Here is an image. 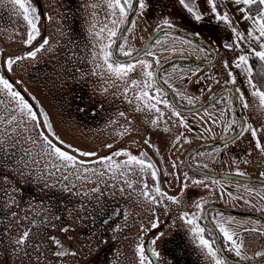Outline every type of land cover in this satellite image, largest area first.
Returning a JSON list of instances; mask_svg holds the SVG:
<instances>
[{"label": "rangeland", "instance_id": "1", "mask_svg": "<svg viewBox=\"0 0 264 264\" xmlns=\"http://www.w3.org/2000/svg\"><path fill=\"white\" fill-rule=\"evenodd\" d=\"M97 1L99 3L97 9L91 10ZM22 2L26 7L37 9L35 0H22ZM41 2L44 14L42 17V11L37 12L39 21L36 27L39 35L33 41L45 31V37L49 42L36 53L37 59L31 62L30 66L33 64L35 68L28 69L32 58L26 56L17 59V52H8V49L26 44L30 27L24 19L19 4L14 0H0V54L4 50L7 51V57L8 54H13L12 57L6 58V67L20 85L32 89L31 95L36 98L30 106L32 112L34 113L36 107L41 112L35 120L29 118L31 116L27 110L22 112L18 102L9 95L3 85H0V116L5 117V120L11 116L16 117L10 125L0 123V139L5 141L0 144V150L9 151L10 156L17 158L12 166L13 173L33 189L34 196L25 199L26 209L31 211L22 226L25 232H29L26 229H32L30 233L33 234L27 237L24 249L27 248V242H33L36 251L34 257L31 256L34 249L23 250V253L15 256L13 250L8 248L7 262L3 263L0 244V264H11L15 259H19L16 264H85L109 245H112L113 249L107 258L98 264H141L139 252L141 248L145 257L144 264H153L145 252V240L151 230L152 232L157 230L151 239V248L153 252L158 253L156 256L160 264H166L165 252L160 242L163 240L168 242L174 238L183 240L199 258L201 264H214L206 250L199 246L198 237L191 231L192 225L186 223L181 215L171 212L172 206L167 196L155 191L156 181L152 176L155 165L153 168H145L141 171L140 166L136 164L130 167L125 165L127 156L113 155L117 151H126L137 157H140L141 153H146L144 157L150 158L152 153L149 150H134L135 145H130L136 142V138L146 140L155 131H161L163 128L161 124L164 125V121L156 120L152 115L149 117L139 113L134 115L133 108L129 105L132 102L130 90L134 87L131 81L135 80L142 84L145 79V76L140 74V70L144 69L138 61L143 60L152 65L148 57H141L132 62L137 64L135 71L123 79L110 73L104 61L102 49L107 45L106 50L110 53L112 47L110 30H114L117 34L123 27L127 15L121 17L118 8L109 7L108 0H41ZM214 2L217 5V13L227 14V22L217 19L216 14L211 11L212 5L207 0H190L194 12L201 15L199 21L179 3V0H144L145 7L140 8L141 11L144 12V8H147L151 12L148 18L140 15L134 18L123 46L138 48L143 44L142 38L149 31L148 28L160 24L189 32L210 44L218 53L217 61L203 68L201 78L196 77L192 83H189L185 87V92L195 98L203 99L220 87L234 91L244 124L241 138L232 144L234 145L232 150L240 154L239 165L235 167L238 172L235 173L241 174L244 178L264 180L262 175L264 174V108L260 106L259 98L252 95L253 89L248 83L250 77L246 68L250 66L249 60L248 65L237 66L239 56L244 55L249 58L254 52L264 51L260 47L264 43V37L259 40L254 39L253 37L259 36L258 31H253L252 37L249 36V30L257 26L252 20L245 19L250 13L247 11L248 6L243 2L239 4L235 3V0H214ZM186 3H189V0H186ZM240 9L246 11L242 12ZM256 14L250 15L255 17ZM89 16L92 20L90 25L86 22ZM113 20L117 23L113 24ZM139 23L144 29L138 27ZM236 33L240 34L239 38ZM165 35L169 38V45L178 39L171 34L165 33ZM183 44L181 47L186 48L189 55L200 56L202 49L198 46L187 40H184ZM9 59L15 61L10 70L7 63ZM108 63H114L111 57ZM78 64L83 68L82 74H78ZM25 68L28 71L24 73ZM0 76L3 77L1 72ZM232 80L235 82L232 83ZM43 85L46 94L42 89ZM84 85L90 87L89 96L112 99L107 102H111L112 106L118 109L119 116L115 119L105 118L104 125L100 121L101 117L98 116H75L71 98L73 95L76 96V92L82 93ZM54 86H57V91L53 90ZM93 86L94 92L91 91ZM137 102L134 107L136 111H138ZM148 102L151 103L152 100L151 102L147 99L142 100L143 104ZM244 103L248 106L244 107ZM225 111L218 109L210 112L221 118ZM205 113L208 112L195 115L203 117ZM35 121L36 124L40 122L41 129L38 125L35 129ZM48 124L54 129L53 138H56L52 143L62 151H66L65 147L69 149L68 151H72L74 162H64L54 155H49V146L42 139L34 137L37 130H40L42 135L43 130L48 129L46 126ZM252 129L256 130L255 138L251 135ZM5 130L10 133V137L3 136ZM257 139L260 148L255 146ZM69 145L71 147H68ZM83 152L95 153V155L84 156L81 155ZM5 155L0 151V168L6 161ZM108 156L112 157L111 161L101 159ZM224 162H227L225 165L227 167L224 168L231 169L232 165L230 167L228 164H231L232 160L226 156ZM229 185L237 190L236 196L238 192L247 195L260 194V190L252 185L238 187L235 182ZM7 187L4 191L13 194L14 197L19 195L18 197L25 198L24 192L15 189L12 183ZM212 188L211 195L215 192V196L219 198L223 195L235 196L234 192H230L228 188L218 183L213 184ZM145 192L148 193L147 197ZM228 199L226 196L225 200ZM17 204L19 206V202ZM113 205L120 207V215L108 224L101 223L106 215V212L102 213L103 210ZM11 208L16 209L14 204ZM238 222L248 227L243 233L230 230L234 237H238L237 244L242 242V256L252 257L257 256L258 252H264V223L247 218ZM153 223L158 227L153 228ZM64 224L81 228L84 233L79 237L74 236L70 241L76 256L60 261L54 259L52 252L51 256L54 258H51L48 249L51 236ZM160 233L163 235L160 236ZM21 235V231L16 233L8 231L3 237L4 241L14 246L16 244L14 241L19 240ZM157 236H160L158 240ZM153 240H156V243H153Z\"/></svg>", "mask_w": 264, "mask_h": 264}, {"label": "flooded vegetation", "instance_id": "2", "mask_svg": "<svg viewBox=\"0 0 264 264\" xmlns=\"http://www.w3.org/2000/svg\"><path fill=\"white\" fill-rule=\"evenodd\" d=\"M131 2L134 3L135 0H131ZM36 4L37 10L40 12L41 9L37 2ZM131 10L132 9H127L128 14ZM146 10L148 9L144 8V12H142L140 7L136 6V10L128 24L127 30L119 41L115 51L116 57L113 56V46L121 30L119 29V32L115 36H112L110 57L113 62L133 57L140 52L144 44L150 40L148 47L144 50L142 55L135 60L141 57H148L152 65L154 64L153 69H151L152 65L147 69L153 73L150 81L149 78L144 75L145 69L140 70V74L145 76L143 81L151 83L152 86L150 88H145L143 87L144 82H142V84L140 83V87L134 86L130 90V99L132 102L129 105L133 108L134 115L138 113L146 117L152 115L156 120L159 119L164 121V125L161 124L163 127L161 131H155L152 136L147 137L146 140L148 144H145V140L141 138H134L136 142L132 143L130 146L135 145L134 148L136 149L134 150H149V152L152 153L150 158L142 157V159H144L146 163L155 165L156 187L158 186L160 191H162L167 198H176L175 202L168 199L172 206L170 211L181 216H183L184 213H188V218H194V222L198 223V225L205 230L204 236L206 239L215 242L214 247L219 250L218 255L225 257L227 259V264H264V260L258 261L264 257L246 256V258H241L237 257L233 251H229L233 245L231 242L226 241L223 233L219 230L220 226H223L230 233L231 231L243 233L248 230L246 224L238 222V220H243V218L264 223V220L259 218V216H264V184L244 182L240 179L245 178L242 177L241 174L235 173L238 172L235 167L239 165L240 154L234 149L232 150L234 147L232 144L241 138L244 124L241 125L240 118L235 110V98L231 93V91L233 93L234 91L227 87H220L211 94L204 96L203 99L195 98V96L185 92V87L189 83H192L196 77L201 78L203 68L211 66L209 64H200V62L204 63L210 61L212 53L207 48L199 45V43L178 33L159 31L162 27L169 26L161 24L160 26L152 25L148 28L149 31L144 35L145 37L143 36V44L141 46L138 48L124 47V39L132 26L134 18L138 15L148 18L149 12L151 11L148 10L147 12ZM138 27L144 29L141 23L138 24ZM165 33L177 36L178 39L172 41L169 45V38ZM184 40L202 49L199 57H192L187 52L188 50L186 48L181 47L184 45ZM33 42L34 41H32V43ZM31 44L26 43L24 45H18V55L22 54L21 51H23V53L30 50L34 51L36 48L31 49ZM130 46L133 45L130 44ZM121 48H123L124 52H131L132 55H124L120 50ZM182 58H188L192 61L183 60ZM135 60L130 62H134ZM127 63L129 62L121 64ZM77 67L78 74H82V66L78 64ZM23 72L25 73V70H23ZM21 88L27 94V97L24 95L21 96L29 106H31V103L33 104L36 98L31 95L29 89ZM89 88L90 87L87 88L84 85L82 86V89H84L82 93L76 92V96H72L71 100L73 103L71 106L74 115L77 117L82 115L88 117H101L100 121L102 125H104L105 118H117L119 116L118 109H116L114 105L112 106L111 102H107L112 99L91 97L89 96ZM157 89L160 91L157 92ZM43 90L46 94L45 87ZM53 90L57 91L58 89L54 86ZM91 91H95L94 86L91 88ZM141 91L148 92L149 98L147 100H150V102L152 100V102H148L147 104H154L155 108L159 109L158 112L155 109L149 112V108L145 106L146 104H143L142 100L137 99V94ZM29 99L32 101L31 103ZM190 100L191 103L189 102ZM157 101L160 102L158 103ZM163 101H167V103ZM136 102L137 109L139 108L138 111L134 108ZM36 109L40 115V109L37 107ZM218 109L226 110V114L224 113L221 118H218L217 115L211 114L212 112H210L211 110ZM204 111L208 113H205L203 117L195 115ZM34 113L37 115L35 110ZM30 121L31 120H28V122ZM31 122L33 123V121ZM36 125L35 121V129ZM241 129L242 131H240ZM45 132L48 133V137L51 141L56 140V138H53L54 129L49 124ZM40 134V130H37L34 137L36 139H42ZM42 140L45 142L44 138ZM225 144L227 146H225ZM66 149L69 150L68 148ZM0 151L6 154L4 166L0 168V184L3 185L6 182L4 189H7L9 183L14 185L19 178L18 175L14 174L12 171V166L17 158L10 156L8 153L9 151ZM226 156L232 160V163L228 164L230 167L232 165L231 169L224 168L227 167L225 166L227 162H224ZM221 164H224V166H221ZM228 170L233 171L230 172ZM194 181H198L199 183H194ZM232 182H235L236 185L238 184V187H240L239 185H252L257 187L260 190V194L252 195V193L247 195L238 192V196H236L237 190L229 185V183ZM215 183L228 188L230 192H234L233 194H235V196L223 195L219 198L215 196V192L211 195V190H213L212 185H215ZM4 192L5 195L10 194L7 191ZM226 196H228V200H225ZM197 204L200 205L199 208ZM104 212H106V215L102 218L101 223H109L112 221H108L109 217L116 219L120 215V207L117 205L108 206L102 213ZM249 215H253V217ZM98 217H100V214H98ZM63 226L70 225L65 224ZM80 230L81 228H77L78 233H80ZM71 236L72 235L65 232L66 241L64 239L55 240L56 246L58 243L61 244L60 246H55V250L60 247L62 251L68 253L69 246H71V244L68 243V239L71 238ZM236 238L238 237L233 236V240L238 243ZM160 243L161 247L163 245L162 248L165 252L166 264H201L199 258L185 245L183 240L174 238L168 242L163 240V242ZM62 244L64 245L62 246ZM98 253L94 258L100 257ZM6 258L7 257H5V260Z\"/></svg>", "mask_w": 264, "mask_h": 264}, {"label": "snow or ice", "instance_id": "3", "mask_svg": "<svg viewBox=\"0 0 264 264\" xmlns=\"http://www.w3.org/2000/svg\"><path fill=\"white\" fill-rule=\"evenodd\" d=\"M14 2L16 4H19V7L23 10L24 19H25V21L28 23V25L30 27V31L28 33V39L25 41V43L31 44L32 41L36 38V36L39 35V30L36 27V24L39 21V15L37 14L38 10L36 8L26 7L25 3L22 2V0H14ZM207 2L212 5L211 11L214 14H216L217 19H221V20L227 22V14L220 15L219 13H217V11H216L217 5L214 2V0H207ZM241 2H243L245 5L249 6V9L247 10L249 12L251 11V6H253V5L257 6V14H256V16L253 17L252 15L249 14V15L245 16V19L252 20L253 24L257 26V27H255L253 29H250L248 34H249L250 37H252L253 31H258L259 32V36L253 37V38L259 40L261 37H264V0H235V3H237V4H239ZM108 3H109V7L110 8H113V9L118 8L119 9L121 17H125L127 15V11H126L127 9H132L135 6H139L140 8L145 7L144 0H135V3L131 2V0H108ZM179 3L190 14H192L197 21H199L201 19V15L196 14L194 12L193 8L190 6V0H189V3H186V0H179ZM240 10L242 12L246 11V9H240ZM113 15H115V12H113ZM121 22H123V21H121ZM112 23L116 24L117 21L113 20ZM165 23L167 24V21H165ZM233 31L235 32V29H233ZM115 35H116V32L114 30H110V36H115ZM236 35H237L238 38L240 37L239 33H236ZM48 42H49L48 39L45 37L43 42L39 45V47H37L34 51L29 52L28 56L31 57V58H35L36 53L41 51L44 48V46L48 44ZM260 47L262 49H264V43H262L260 45ZM106 49H107V45L104 46V49H102V51L104 52V61L107 64V68H108V71L110 73L114 74L117 78L123 79L124 77L128 76L129 73L135 71V69L137 67L136 63H132V62H129L127 64H121V63H118V62L108 63L111 54L108 53ZM120 50L126 56H131L132 55L131 52H124L123 48H121ZM254 55L259 59V61L264 63V51L254 52ZM17 59H21V57H17ZM238 60H239V64L237 66H239V65H248V57L247 56L241 55V56L238 57ZM14 62L15 61L12 60V59L8 60L7 63H8L9 70L11 69V65ZM138 63L143 69H145L144 75L146 77H148L149 81H150L152 76H153V73L151 71H148L147 69H149L151 67V65H149L146 61H143V60H139ZM226 66H227V62H226ZM246 71H247V73H248V75L250 77L248 83L250 84V86L253 89L252 95L259 98V104H260V106L262 108H264V91H261L260 90L261 86L258 85L257 83H255L251 79L252 70H251L250 66L246 68ZM259 74L262 77H264V70H262ZM229 75H231V73ZM231 82L234 83L235 81L232 80ZM131 84L133 86H135V87H140V84L137 81H135V80H132ZM0 85H3V88L8 91L9 95L11 97H13L18 102L20 110L22 112L24 110H27V112L29 113L31 118L33 120L36 119V115L32 112V109L29 106V104L24 100V98L20 95L19 92H16V91L12 90V85L9 83V81L7 79H5L2 76H0ZM151 86L152 85L149 82H144V84H143V87H145V88H150ZM125 91H127V89ZM156 91L159 92L160 90L157 89ZM148 98H149V94H148L147 91H141L140 93L137 94V99L138 100H146ZM243 99H244L243 95H241V101H243ZM157 102L159 103L160 101H157ZM163 102L167 103V101H163ZM189 102L191 103V100ZM145 106L148 107L150 110L151 109H155L157 112L159 111V109L155 108L154 104H146ZM243 106L247 107L248 105H247V103H244ZM137 110H139V108ZM121 115H123V113ZM177 115H178V113H177ZM15 120H16L15 116H11V117L7 118L6 120H5V117L0 116V123H6V124L10 125ZM46 126H48V125H46ZM249 128H251L250 125H249ZM13 131H15V130L13 129ZM251 135H252L253 138L256 137V130L255 129L251 130ZM3 136L10 137V133H8L5 130L3 132ZM44 140H45V143L50 148V152L48 153L49 155H54L57 159H59L61 161H64V162H68V163H72V162L75 161V157L74 156L68 154L65 151H62L61 148H59L55 144H53L52 141L49 140L47 136H44ZM4 142L5 141L3 139H0V144H3ZM33 143H35V141H33ZM61 143H63V142H61ZM144 143L148 144V141L145 140ZM225 146H227V145L225 144ZM255 146L257 148L261 147L260 142H259L258 139L256 140V145ZM68 147H71V146L69 145ZM108 147H111V145H108ZM76 151H79V150H76ZM81 155L92 156V155H95V153L83 152V153H81ZM113 155L114 156H121V155L127 156L128 160L125 161V165L130 167L132 164H136V165L140 166L141 171H144L145 168H153L154 167L151 163H146L145 160L142 159V157H144L146 155V153H141L140 157H137V156L132 155V154L126 152V151H117V152L113 153ZM101 159L102 160H106V161H111L112 157L108 156V157H103ZM54 167H55V165H54ZM57 170H59V169H57ZM121 174L123 175L124 173H121ZM262 175H264V174H262ZM152 176L154 178L156 177V172L155 171L152 172ZM194 183H199V182L198 181H194ZM129 187H131V183H129ZM145 187H147V186L145 185ZM155 191L157 193H160L161 195H165L164 193L160 192V188L158 186L155 188ZM147 195H148V193L145 192V196L146 197H147ZM168 199L173 200L174 202L176 201L175 197H168ZM197 207L199 208L200 205L197 204ZM181 218L185 219L186 223H188L189 225H192L191 231L193 232V234L195 236L198 237L199 246L202 249L206 250L207 255L209 257H211V259L214 261V264H227V259L225 257H222V256L218 255V251L219 250L215 249V247H214V243L215 242L214 241H210L209 239H206L204 237L203 233H204L205 230L203 228L199 227L198 224H195L194 218H188V213H184ZM152 226H153V228L158 227V225L156 223H153ZM219 230L223 233V236L226 239V241L231 242L232 245H233V247L230 248L229 251H233L237 257L244 258V257H242V252H241L242 242L238 245L236 243V241L233 240V234L230 233L223 226H220ZM61 231L67 232L68 229L67 228H63V229H61ZM28 235H29V233L25 232L23 234V236L19 240L16 241V243L20 244V245L24 244V242L27 239ZM162 235H163V233H160V236H162ZM160 236H157L156 239L158 240L160 238ZM153 243H156V240H153ZM139 252H140L141 264H144L145 257L143 256V249L142 248L139 249ZM56 255H63V252L56 253ZM72 255H75V253H73ZM153 255H158V253L153 252ZM256 255L258 257H264V252H258Z\"/></svg>", "mask_w": 264, "mask_h": 264}, {"label": "water", "instance_id": "4", "mask_svg": "<svg viewBox=\"0 0 264 264\" xmlns=\"http://www.w3.org/2000/svg\"><path fill=\"white\" fill-rule=\"evenodd\" d=\"M35 1L38 3V5H39V7L41 9V11H42V17H43V14L44 13H43V8H42V2H41V0H35ZM98 5H99V3L97 1L93 5V7H92L91 10L97 9ZM135 10H136V6L133 7L132 10L130 11V13L128 14V17H127V19H126V21H125V23H124V25H123V27H122V29L120 31V34H119V36H118V38H117V40H116V42H115V44L113 46V56L114 57H116L115 56V51H116V49L118 47L119 41L122 39L125 31L127 30L128 24L131 21ZM82 20H85V19L82 18ZM86 20H87L86 22H87L88 25L92 24V20H91V17L90 16L87 17ZM159 31L160 32L161 31H170V32L178 33V34H180V35H182V36H184L186 38H189V39H191V40L199 43V45H201V46L207 48L208 50H210V52L212 53L211 60L208 61V62H204V63L203 62H200V64H206V65L209 64V65H212L218 59V53L216 52V50L210 44H208L206 41L198 38L197 36H195V35H193V34H191L189 32H186V31H183V30H179V29H176V28H172V27H162ZM45 35H46V32L44 31L43 34H42V36H40L37 40H35L31 44L32 45V46H30L31 49L37 48L43 42ZM149 43H150V40L148 42H146L144 44V46L142 47V49L140 50V52H138L133 57H130V58L125 59V60H120V61L117 60V61L119 63H126V62H130V61L135 60L136 58H138L139 56L142 55V53L144 52V50L148 47ZM30 51H32V50H30ZM30 51H28V52H30ZM8 52H17V46L14 47V48L8 49ZM21 52H22V54H20V55H18V53H16V56L17 57H21V58L28 56V52H24V53H23V51H21ZM9 56L12 57L13 54H11V55L8 54V57H7V51L4 50L3 52H1V54H0V72L3 75V77L5 79H7L9 81V83L12 85V90L13 91L19 92L20 95H22V96L24 95L25 97H27V94L22 90L21 87H23L25 89H29L30 91H32V89L31 88H28V87H25L23 85H20L14 79V77H12V75L8 71V69L6 67V64H5V60H6V58H9ZM36 59H37V56H35V58H32L31 59V61L29 63V66L27 67L28 69L30 67H32V69L35 68L33 66V64H32V66H30V64H31V62H34ZM182 59L183 60L192 61L191 59H188V58H182ZM24 70H25V72L28 71L26 68ZM43 82H44V80H43ZM43 88H44V85H43L42 89ZM222 92H220V93H222ZM231 93H232L233 97L235 98V102H234L235 103V110L238 113V116L240 118L241 125H242L243 122H242V118L240 116V112L238 110V108H239L238 101L236 100V97H235L234 93L232 91H231ZM29 102L31 103L32 101L29 99ZM31 105H32V103H31ZM35 111H36V114H37L36 116H39V113H38V111H37L36 108H35ZM37 125H38L39 129L42 128L39 121H38ZM240 131H242V129ZM40 136L43 139L44 136H47L48 137V134H46V132L43 130V135L40 134ZM48 139H49V137H48ZM65 149H66V147H65ZM65 152L71 154V152L68 151L67 149H66ZM34 178H35V175H34ZM234 179H238V178H234ZM240 180H242L244 182L263 183L264 184V181L263 180H253V179H249V178L240 179ZM5 184H6V182L3 185L0 184V244H1V254H2L3 258H4L3 261H2L3 263L4 262H7V259L5 260V257H7L8 248H11L13 250L15 256H17V255L19 256L20 253H23V250L25 251V250H28V249H34L33 250L34 252L31 254V256L34 257L35 254H36V251H35V248H34V245H33L34 243L33 242H31L32 245H31V243H28L27 242V248L24 249V244L20 245V244H17L16 243L14 246H11V245H9L8 242L4 241L3 234L4 233H7L8 231H11L12 233H16V231H21L22 232V235L21 236H23V234L25 233V231L23 230L24 226H22V224H25V221L24 220L29 216V213L31 211V210L26 209V206L27 205L25 206V204H27V202H26L25 199L26 198L29 199L30 196H33V189L30 186H28L25 181H22L20 178H18L17 181H16V183H14V185H15L14 187H15V189H17L19 191H23L24 192V195H25V198H24V196L18 197L19 195H16L17 197H14V195L11 194V193L9 195H5L4 194L5 193L4 192ZM28 199H27V201H28ZM17 202H19V206H18ZM13 204H14V206H15L16 209H12L11 208V206ZM118 215H119V213H118ZM249 216L250 217H253V215H249ZM34 217H35V214H34ZM39 218H40V214L38 213V219ZM259 218H261L262 220H264V216H259ZM113 219H114L113 217L112 218L109 217L108 218V221L113 220ZM107 223L108 222H105V224H107ZM66 225H69V224H66ZM63 228H67L68 229L67 233L69 235H72L71 238L68 239V243L71 244V246H69L68 253L65 252V251H62L60 249V247H58L57 250H55V246H56L55 245V240H59V239H62V240L64 239L65 240V232L64 231H61V229H63ZM78 229H80V228H78ZM26 231H29L28 232L29 233L28 238L31 235H33L32 233H30V232H32V229H26ZM79 232L80 233H78L77 227H75V226L74 227H72V226H61V228L59 229V231L56 232V234L52 235L51 236V239H50V247H49L48 250L50 251V256H51V252H52V255L55 257L54 258V257L51 256V258H54V259H57V260H60V261L61 260H63V261L65 260L66 261V260H68L67 258L72 257V256H76V251H75V249L73 247V244L70 241L74 238V236L79 237L81 234L84 233L82 229ZM155 233H156V231H153L152 232V230H151V233L147 236V238L145 240V252H146L147 256L149 257V259L152 261L153 264H160L158 257L156 255H153V251L151 249V239H152V237H153V235ZM27 241H29V240H27ZM14 242H16V241H14ZM60 245H61L60 243L57 244V246H60ZM63 245L64 244H62V246ZM112 249H113V246L112 245H109L104 250L101 249L99 251V253H98V254H100V257L94 258L95 257L94 256L93 257L94 259L93 258L89 259V261L86 262L85 264H98L103 259L107 258L108 254L110 253V251ZM26 252H28V251H26ZM59 252H63V255H56V253H59ZM73 253H75V255H72ZM18 260L19 259L13 260L11 262V264H16V262ZM263 260H264V258L259 259L258 261H263Z\"/></svg>", "mask_w": 264, "mask_h": 264}, {"label": "trees", "instance_id": "5", "mask_svg": "<svg viewBox=\"0 0 264 264\" xmlns=\"http://www.w3.org/2000/svg\"><path fill=\"white\" fill-rule=\"evenodd\" d=\"M249 9V6H248ZM249 12V11H248ZM250 14H256L257 13V6L253 5L251 6ZM249 64L252 70V76L251 79L261 86L260 90L264 91V77H262L259 73L264 70V63L259 61V59L254 55H249Z\"/></svg>", "mask_w": 264, "mask_h": 264}]
</instances>
